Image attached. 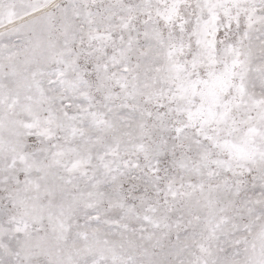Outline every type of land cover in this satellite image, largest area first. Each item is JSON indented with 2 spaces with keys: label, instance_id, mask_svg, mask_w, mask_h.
<instances>
[{
  "label": "snow or ice",
  "instance_id": "snow-or-ice-1",
  "mask_svg": "<svg viewBox=\"0 0 264 264\" xmlns=\"http://www.w3.org/2000/svg\"><path fill=\"white\" fill-rule=\"evenodd\" d=\"M0 264H264V0H0Z\"/></svg>",
  "mask_w": 264,
  "mask_h": 264
}]
</instances>
